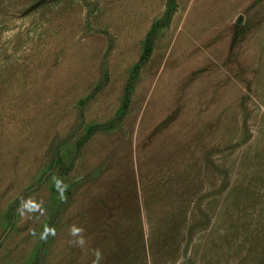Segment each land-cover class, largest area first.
I'll list each match as a JSON object with an SVG mask.
<instances>
[{
  "label": "rangeland",
  "instance_id": "374dc122",
  "mask_svg": "<svg viewBox=\"0 0 264 264\" xmlns=\"http://www.w3.org/2000/svg\"><path fill=\"white\" fill-rule=\"evenodd\" d=\"M175 3L78 149L166 0H0V264H264V0Z\"/></svg>",
  "mask_w": 264,
  "mask_h": 264
},
{
  "label": "trees",
  "instance_id": "16d2710c",
  "mask_svg": "<svg viewBox=\"0 0 264 264\" xmlns=\"http://www.w3.org/2000/svg\"><path fill=\"white\" fill-rule=\"evenodd\" d=\"M175 7H176L175 0H166V6H165V11L163 13V16L161 18L155 19L151 22V24H150V26H149V28H148V30L145 33V36L143 38L141 52H140L137 60L133 64V66L130 70L129 76L125 82V85L123 88V95H122L121 103H120V106H119L115 116L107 123H97V124L88 125L84 130V134L82 136H80V138L78 139V141L76 143L78 149L89 139V137L94 132H96L100 129L111 128L112 126H114L116 123H118L123 118V116L126 113L127 107H128L132 82L135 79L140 67L147 60V58L151 52L152 42H153V39H154V36H155L157 29L165 27L169 23V20L171 18V15H172ZM100 85H101V83H97L95 85V87H98ZM70 166L71 165L68 166L66 171L69 170ZM35 263H36V258L34 259V261L31 264H35Z\"/></svg>",
  "mask_w": 264,
  "mask_h": 264
},
{
  "label": "clouds",
  "instance_id": "9594fccd",
  "mask_svg": "<svg viewBox=\"0 0 264 264\" xmlns=\"http://www.w3.org/2000/svg\"><path fill=\"white\" fill-rule=\"evenodd\" d=\"M55 184L57 187V191L62 196L63 192L66 191L67 186L63 184L62 179L59 177L56 179ZM18 211L22 216L36 214V213L43 214L44 212L43 202L42 201L37 202L32 199H22ZM84 232L85 230L81 226H77L76 224L70 226L69 235L74 238L73 240L70 241V243L77 247H80L81 249L85 248L87 244V240L85 238ZM55 234L56 233L54 228L51 227L45 228L43 233L41 234V239H47L49 235L55 236ZM93 257L94 258L92 260V264H101V261L103 260V255L99 249L93 250Z\"/></svg>",
  "mask_w": 264,
  "mask_h": 264
}]
</instances>
